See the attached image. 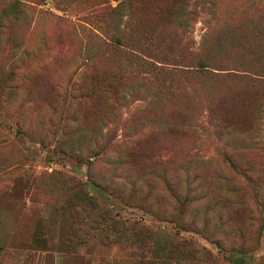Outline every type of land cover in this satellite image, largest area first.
Instances as JSON below:
<instances>
[{"label": "rangeland", "instance_id": "1", "mask_svg": "<svg viewBox=\"0 0 264 264\" xmlns=\"http://www.w3.org/2000/svg\"><path fill=\"white\" fill-rule=\"evenodd\" d=\"M263 76L264 0H0V264H264Z\"/></svg>", "mask_w": 264, "mask_h": 264}, {"label": "trees", "instance_id": "2", "mask_svg": "<svg viewBox=\"0 0 264 264\" xmlns=\"http://www.w3.org/2000/svg\"><path fill=\"white\" fill-rule=\"evenodd\" d=\"M142 64L145 66V67H147V69L149 70V72L150 73H156V74H159V73H168L166 70H164V69H161V68H159V67H157V66H155V65H153V64H149V63H147V62H142ZM198 67L200 68V69H203V68H205L206 66H204L202 63H198ZM245 74H249V75H251L250 77L251 78H248V79H252V77H262V75H256V74H254V73H250V72H246ZM264 77V76H263Z\"/></svg>", "mask_w": 264, "mask_h": 264}]
</instances>
